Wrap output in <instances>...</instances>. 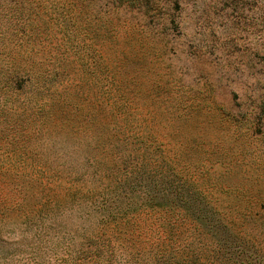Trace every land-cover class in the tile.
<instances>
[{
    "label": "rangeland",
    "instance_id": "1",
    "mask_svg": "<svg viewBox=\"0 0 264 264\" xmlns=\"http://www.w3.org/2000/svg\"><path fill=\"white\" fill-rule=\"evenodd\" d=\"M160 172L264 247V0H0V264H169L71 201Z\"/></svg>",
    "mask_w": 264,
    "mask_h": 264
},
{
    "label": "trees",
    "instance_id": "2",
    "mask_svg": "<svg viewBox=\"0 0 264 264\" xmlns=\"http://www.w3.org/2000/svg\"><path fill=\"white\" fill-rule=\"evenodd\" d=\"M137 170L136 165L135 169L126 172L127 177L133 179ZM158 175L160 185L163 184L166 188H155V191L149 192L147 188L121 186L108 188L90 196L84 194L78 197L77 193H72L74 197L71 201L78 203L74 198L83 200L86 202L84 208L93 211L89 213V217L97 212L107 223L131 224L139 218L143 219V216H160L163 229L160 244L163 249H171L163 251L165 253L161 260L169 264H264V247L257 243L255 238L246 237V230L242 225L235 224L233 218L227 221L228 213L218 209L212 200V192L206 188H197L194 184L191 188L183 184L174 185L168 180L170 174L165 172ZM236 214V217L244 219L253 215L254 210L250 214ZM222 233L238 242L236 250H241L238 259L233 260L231 252H234L235 248H226L228 239L226 236L219 237ZM191 236L204 248H189V252L181 250L178 247L179 241L186 242ZM223 239L225 243H222ZM250 243L253 252L248 247ZM193 244L191 242L189 247ZM174 251L175 254L172 253ZM224 252L227 253L224 255Z\"/></svg>",
    "mask_w": 264,
    "mask_h": 264
}]
</instances>
